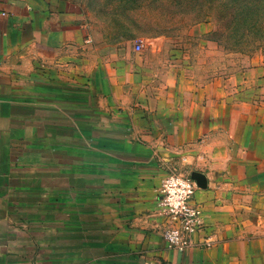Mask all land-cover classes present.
I'll use <instances>...</instances> for the list:
<instances>
[{
    "label": "crops",
    "instance_id": "crops-1",
    "mask_svg": "<svg viewBox=\"0 0 264 264\" xmlns=\"http://www.w3.org/2000/svg\"><path fill=\"white\" fill-rule=\"evenodd\" d=\"M168 51L0 0V264H264V68L199 81ZM172 168L206 180L183 251L155 210Z\"/></svg>",
    "mask_w": 264,
    "mask_h": 264
},
{
    "label": "rangeland",
    "instance_id": "rangeland-1",
    "mask_svg": "<svg viewBox=\"0 0 264 264\" xmlns=\"http://www.w3.org/2000/svg\"><path fill=\"white\" fill-rule=\"evenodd\" d=\"M68 1L89 19L91 34H101L109 44L132 43L137 49L163 44L169 49V60L186 65L199 81L209 79L212 72L223 76L227 68L247 72L256 66V58L264 68V34H245L256 11L249 10L245 24L234 27L226 44L214 38L216 24L212 17L201 20L202 15L191 12L194 5L213 3L245 4L256 7L258 13L264 0ZM262 75L264 78V70Z\"/></svg>",
    "mask_w": 264,
    "mask_h": 264
},
{
    "label": "built area",
    "instance_id": "built-area-1",
    "mask_svg": "<svg viewBox=\"0 0 264 264\" xmlns=\"http://www.w3.org/2000/svg\"><path fill=\"white\" fill-rule=\"evenodd\" d=\"M173 178L183 181L182 191L187 193L179 201L172 204L168 202L170 192L165 188V182ZM177 188L181 185L177 184ZM198 188L190 173L172 168L161 179L156 197V213L169 220V226L163 234V239L168 249L183 251L192 245V235L200 225L201 210L193 201L195 190ZM204 246H210L209 237L204 241Z\"/></svg>",
    "mask_w": 264,
    "mask_h": 264
},
{
    "label": "trees",
    "instance_id": "trees-1",
    "mask_svg": "<svg viewBox=\"0 0 264 264\" xmlns=\"http://www.w3.org/2000/svg\"><path fill=\"white\" fill-rule=\"evenodd\" d=\"M194 5L192 11H197V15H202L204 20L207 17H212L216 24V29L213 33L214 38L220 43L226 44L228 38L233 31L234 27L239 24H245L246 15L249 10L256 11V15L250 19L252 23L248 25L245 34H264V7L257 13L256 7H249L245 4L232 5V4H202L200 6ZM190 12V11H189ZM256 16V18H255Z\"/></svg>",
    "mask_w": 264,
    "mask_h": 264
},
{
    "label": "clouds",
    "instance_id": "clouds-1",
    "mask_svg": "<svg viewBox=\"0 0 264 264\" xmlns=\"http://www.w3.org/2000/svg\"><path fill=\"white\" fill-rule=\"evenodd\" d=\"M177 184H180L181 187L177 188L176 187ZM183 187H184L183 181L176 180V179H173V178H169L165 182V188L170 192V196H169V199H168V202L170 204H172L174 201L181 200L184 196L187 195V193H184L182 191Z\"/></svg>",
    "mask_w": 264,
    "mask_h": 264
},
{
    "label": "water",
    "instance_id": "water-1",
    "mask_svg": "<svg viewBox=\"0 0 264 264\" xmlns=\"http://www.w3.org/2000/svg\"><path fill=\"white\" fill-rule=\"evenodd\" d=\"M190 176L195 181V183L198 187H200V188L206 187V180L202 174L197 173V172H191Z\"/></svg>",
    "mask_w": 264,
    "mask_h": 264
}]
</instances>
